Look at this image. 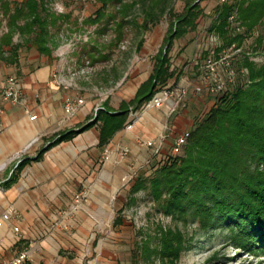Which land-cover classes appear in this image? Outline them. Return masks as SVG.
Masks as SVG:
<instances>
[{
	"label": "crops",
	"instance_id": "obj_1",
	"mask_svg": "<svg viewBox=\"0 0 264 264\" xmlns=\"http://www.w3.org/2000/svg\"><path fill=\"white\" fill-rule=\"evenodd\" d=\"M61 49L54 52L52 59L32 53L33 60L22 55L18 65L0 62V88L9 75L16 76L26 86L19 103H0L3 111L0 116V216L12 208L19 217L0 229L1 259L4 253L8 254L5 260L15 257L25 246L30 252L29 264H84L80 260L82 256L89 258L88 264H95L96 260H104V255L107 258L112 256L111 233L104 232L103 225L109 223L107 217L111 193L115 191L114 177L125 169H133L137 162L143 165L150 162L152 151L141 147L138 139L164 137L161 156L170 149L169 145L173 146L179 135L193 129L191 107H201L195 100H189L187 110L175 114H169L166 107L144 113L138 110L139 120L132 131L125 130L132 120L129 115L125 127L108 144L100 146L101 122L89 126L95 120V109L103 105L109 110L120 111L123 102L135 97L153 68L135 86L128 85V80L120 81L117 85V88L121 87L120 91L116 93L112 89L113 93L104 99L99 95V87L91 81L95 69L87 74L83 58L78 56L70 62L69 56H64ZM60 71L67 79L68 87L54 82V74ZM71 71L78 73L73 80L69 75ZM70 97L85 100L74 117H67L63 109L64 102ZM213 97L205 95L204 102L210 100L209 109L215 104ZM34 115L37 119L32 121ZM84 127L87 128L82 130ZM70 132L75 133L72 139L54 144L57 138ZM126 147L131 150L127 159L115 157L100 168L99 159L106 150ZM42 151L41 157L35 160ZM18 159L29 162L6 187ZM83 188H89L92 194L76 217L79 237L66 235L62 231L65 220L60 211L70 207L76 193ZM50 225L53 233L44 237ZM15 227L20 232H15ZM75 239L84 242L85 248L79 251L74 246ZM62 249L68 251H64L66 257H62Z\"/></svg>",
	"mask_w": 264,
	"mask_h": 264
},
{
	"label": "trees",
	"instance_id": "obj_2",
	"mask_svg": "<svg viewBox=\"0 0 264 264\" xmlns=\"http://www.w3.org/2000/svg\"><path fill=\"white\" fill-rule=\"evenodd\" d=\"M1 1L8 31L0 38V62L18 65L23 50L54 58L58 44L51 27L56 26L58 18L48 9L46 1ZM184 1L186 5L182 14L168 9L163 3L158 5L162 9L161 15L168 11L173 20L154 57L152 73L140 85L135 97L122 103L120 111L105 107L106 111H99L89 125L101 122L100 146L108 144L125 127L131 109L140 110L154 96L158 86H166L174 79L169 55L174 41L194 32L203 13L198 0ZM155 3L159 4V1ZM223 8L218 14L219 25L215 24V30L229 36L227 20L236 8L227 4ZM237 10L247 33L264 20V0H240ZM153 13L151 10L149 21L154 22L158 17ZM16 35L21 42H14ZM243 38L241 35L229 38L228 44H240ZM256 42V47L264 52V35L258 36ZM243 66L248 74L243 78L240 76L233 88L219 97L216 106L191 130L182 155L168 158L150 177H138L131 193L148 190L159 212L186 225L192 220L201 231L218 225L227 226L235 245L244 250L251 249L253 253L261 248L264 254V64L258 65L247 59ZM74 134L62 135L54 144L70 140ZM28 162L22 160L16 166L6 187ZM121 223L118 215L114 225ZM192 239L194 236L189 240ZM184 249V232L168 229L160 232L158 242H143L137 257L144 264L152 257H157L161 264L174 263ZM136 264H140L139 259Z\"/></svg>",
	"mask_w": 264,
	"mask_h": 264
},
{
	"label": "rangeland",
	"instance_id": "obj_3",
	"mask_svg": "<svg viewBox=\"0 0 264 264\" xmlns=\"http://www.w3.org/2000/svg\"><path fill=\"white\" fill-rule=\"evenodd\" d=\"M5 1L20 3L23 0ZM45 1L48 9L58 18L56 26L51 27L54 40L58 44L55 53L62 48L64 56L70 57H68L70 62H74V59L80 56L83 58L84 67L88 70L87 74L91 73L92 68L95 69V72L91 73L92 84L98 86L102 91L113 89L116 93L120 91L121 87L117 88L120 81L128 80V85L135 86L139 82L138 80L153 68L154 57L160 49L173 20L168 11L161 15L160 10L162 9H160L161 7L158 8V5L163 3L164 6L168 9L171 8L177 14H182L186 5L184 0H163V2L162 0ZM156 1H159V4L155 3ZM239 1L198 0L203 10L197 20L198 27L184 38L174 41L169 55L171 57V70L174 71L175 76L166 86L172 83L192 86V81L204 79V70L199 67L187 66L199 56L201 50L205 52L211 49L214 51L212 57L228 55L234 64L239 79L240 76L243 78L248 74L247 69L243 66L245 60L249 59L258 65L264 64V52L256 47L257 37L264 35V20L261 25L247 33V28L239 18V11L237 10ZM226 4L236 8L227 20L229 36H224L215 30V24L219 25L218 14ZM151 10H154L158 17L154 22L149 21L152 16H149ZM230 17L234 18V22L231 21ZM7 31V19L2 14L0 7V38ZM202 35L217 37V43L204 46L200 40ZM238 35L244 37L242 43L234 42L229 45L228 39L238 37ZM21 41L22 39L16 35L14 42ZM200 46L202 47L200 48ZM32 53L34 52L29 53L23 50V58L27 57L33 60ZM71 58L73 61L70 60ZM166 86H158V88L161 89ZM224 93L213 95L203 92L201 95H195L191 92L183 103L185 106H180L174 114L180 110L182 112L187 110L189 100L198 102L201 107L195 109L192 106L189 110L193 118L192 128H194L211 110L209 109L210 100L204 102L205 95L214 96L215 104L213 107H215L218 98ZM126 97L129 98V95ZM169 147L170 149L161 156H159L160 154L150 156L149 163L146 162L143 165L140 162H134L133 169H125L121 175L114 177L115 191L111 193L107 217L109 223L103 225V231L111 233L109 235L112 240L109 243L113 244V255H109V258L104 255L102 257L104 260H96L95 264H136L138 259L140 264H144L137 257L140 255L138 253L139 247L143 242L151 244L158 242L160 232L168 229H179L184 232L186 249L181 252L174 263L168 262L167 264H264L262 249L260 248L259 251L253 253L251 249L244 250L238 247L232 242L231 231L227 226L218 225L208 231H201L197 224H193L192 220L186 225L175 220L171 215L159 212L148 190H141L136 194L131 193V187L138 177H150L156 168L173 156L171 145ZM19 161L20 159L17 163ZM130 161L132 160L130 159ZM105 163L103 155L100 156V168ZM83 189H88L90 195L92 194L89 188ZM83 189H80L76 195ZM75 196L71 206L62 209L60 212L62 219L65 220V224L62 226L63 233L66 235L74 234L79 237V222L76 220L78 212L67 214L75 202ZM118 215H120L122 223L114 225V220ZM52 233L50 225L44 237H49ZM192 236H194V240L190 241ZM74 241L76 243L74 246L79 251L85 246L84 242L80 240L75 239ZM24 250H27L26 246ZM64 251L67 250H63L62 257H66ZM4 254L2 259L0 258V263L8 257L7 253ZM88 259L83 256L80 257L84 264H88ZM147 264H161V261L157 257H152Z\"/></svg>",
	"mask_w": 264,
	"mask_h": 264
},
{
	"label": "built area",
	"instance_id": "obj_4",
	"mask_svg": "<svg viewBox=\"0 0 264 264\" xmlns=\"http://www.w3.org/2000/svg\"><path fill=\"white\" fill-rule=\"evenodd\" d=\"M225 2L226 0H222ZM231 21L234 22V18L230 17ZM200 40H202L203 45L207 44H216L217 37L211 35H202ZM202 46H200L201 48ZM207 51V52H206ZM204 51H199V56L194 59V61L190 62L187 66L191 67H199L200 69L205 71L204 79L200 81H196L192 86H182L175 83H172L169 86L164 88H157L154 96L143 104L141 108V113L152 109H159L166 107L168 109L169 114H173L178 110L181 106H185L183 103L186 97L192 93L195 95H201L203 92H207L208 94L219 95L228 91L238 82V73L232 63V60L228 55L223 54L218 57H212L214 51L211 49ZM207 53V54H206ZM225 53V52H224ZM84 73V71H82ZM78 73L76 71H71L69 75L71 76V80ZM53 80L58 85H67V79L63 75V71L54 74ZM26 90V86L14 75H9L6 77L0 88V103L9 102V103H19L24 95V91ZM99 95L107 99L112 93L113 90L102 91V89H98ZM36 97L39 98V94H36ZM85 100L77 97L67 98L64 102V113L67 117H74L79 109L84 106ZM99 111H106L103 105L98 106L95 109V118L97 117ZM3 111L0 107V116ZM132 120L125 127L126 131H132L137 124L139 117L136 112L131 110L130 113ZM37 119V115L31 116V120L34 121ZM191 135V130H187L183 132L180 136H178L172 146V154L179 155L183 148L187 145L189 137ZM37 141V140H36ZM138 144L141 147L149 149L153 154L159 155L163 149L164 137H161L158 140L151 139H138ZM131 153L130 148H112L108 149L103 154L104 162H110L115 157H118L120 160H124ZM21 160L18 162V164ZM126 180V179H125ZM90 198V193L88 189L81 190L75 196V202L70 209V212L67 214L77 213L81 210L82 205L88 201ZM19 218L16 215L14 209L9 208L0 216V229L6 226L12 219ZM15 232H20L18 227L14 228ZM30 259V252L28 250L21 251L15 257L5 260L0 264H24L28 262Z\"/></svg>",
	"mask_w": 264,
	"mask_h": 264
}]
</instances>
